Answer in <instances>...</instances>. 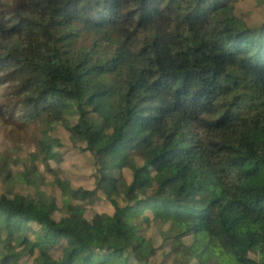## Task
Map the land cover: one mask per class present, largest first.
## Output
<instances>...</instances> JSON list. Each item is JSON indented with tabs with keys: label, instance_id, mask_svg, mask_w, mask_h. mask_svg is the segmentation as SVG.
<instances>
[{
	"label": "trees",
	"instance_id": "trees-1",
	"mask_svg": "<svg viewBox=\"0 0 264 264\" xmlns=\"http://www.w3.org/2000/svg\"><path fill=\"white\" fill-rule=\"evenodd\" d=\"M248 1L0 0V160L25 150L23 171L44 186L36 161L56 155L62 123L114 208L90 220L84 207L0 202V264H149L154 231L204 264H257L264 22H241Z\"/></svg>",
	"mask_w": 264,
	"mask_h": 264
},
{
	"label": "rangeland",
	"instance_id": "rangeland-1",
	"mask_svg": "<svg viewBox=\"0 0 264 264\" xmlns=\"http://www.w3.org/2000/svg\"><path fill=\"white\" fill-rule=\"evenodd\" d=\"M240 11L242 23L260 25L264 22V6L258 7L255 0L243 4ZM72 107L74 109L75 105L72 104ZM71 121L76 124L80 123L81 119L77 114H72ZM53 129L51 139L55 144L52 150L56 155L49 158L47 163L41 158L36 161L37 173L44 176L45 185L41 186L35 177L26 176L22 164L28 154L23 150L20 156H15L10 163L0 160V202H11L17 196L32 197L42 201L47 207H84L85 216L90 220L98 214L111 215L114 212L111 198L99 187L100 174L87 145L74 142L62 123L53 125ZM4 143V137L0 134V152L6 148ZM46 165H50L52 170ZM125 176L130 183L132 176L129 170L125 171ZM143 229L146 231L145 227ZM152 236L157 250L149 264H204L200 255L189 245L174 253L168 241L160 238L156 231ZM12 246H15V243H12ZM256 260L257 264H264V255L257 256ZM24 264L31 262L28 260Z\"/></svg>",
	"mask_w": 264,
	"mask_h": 264
}]
</instances>
